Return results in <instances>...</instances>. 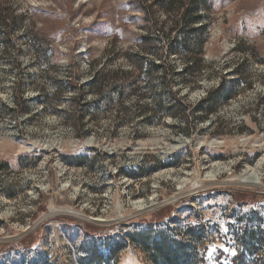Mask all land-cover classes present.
I'll return each instance as SVG.
<instances>
[{
  "label": "rangeland",
  "instance_id": "1",
  "mask_svg": "<svg viewBox=\"0 0 264 264\" xmlns=\"http://www.w3.org/2000/svg\"><path fill=\"white\" fill-rule=\"evenodd\" d=\"M198 2L191 24L185 0H0V264L264 254V164L259 185L232 179L264 161V0ZM147 61L162 71L149 76ZM172 96L187 108L153 112Z\"/></svg>",
  "mask_w": 264,
  "mask_h": 264
},
{
  "label": "trees",
  "instance_id": "2",
  "mask_svg": "<svg viewBox=\"0 0 264 264\" xmlns=\"http://www.w3.org/2000/svg\"><path fill=\"white\" fill-rule=\"evenodd\" d=\"M198 1H200V0H185V2L187 3V6H186L187 7L186 8L187 10L184 9L183 16L184 15H187L189 17V21L188 22L191 23V24L196 23L200 19V15L197 14V9L199 7H201V4H200L201 2L199 3ZM166 2H167V0H155V3L156 4H160V5H162L165 8L167 7ZM0 11H1V9H0ZM6 19H7V15H3L2 16L0 14V21L4 22V21H6ZM205 29H206V26L204 24H202L199 27V30H201V31H203ZM9 36H10V34H8V37ZM8 41L9 40L6 39V42L7 43H10ZM204 42H205L204 40L201 41L202 44ZM169 52H171V54H173V53H175V50H173L171 48ZM145 66L147 67L145 69V72L149 76H152L154 73H157V72L160 73L162 71V69H163V64H161L160 62L159 63H155V62H152V61H147V65H145ZM192 66H193V63L190 64V67H188V66L187 67L188 68H191ZM142 67H143V65L140 64V71H141ZM186 68H185V70H186ZM137 79H138V77H134L131 80V83H135L137 81ZM103 84H104V82L101 79H99V75L97 73L96 74H93V76L91 78V81H90V83L88 85L89 88H90V92H92V94H94L95 96H98L100 94L101 89L104 86ZM145 84H148L149 85V83H145ZM148 85H147V88H149ZM123 86L124 87H120V86H115L114 87V90L116 91L117 97H120V98L123 97L124 90L127 89V84H125ZM74 87H75L74 88L75 89L74 90V94H75L74 105H75V107H81L82 105H84V104L81 103V102L84 101L83 100L84 99L83 98L84 97V94L82 93V91L80 90V88H76V84L75 83H74ZM222 88H223V81H222V83H220L218 85V87L214 90V92H211V90L208 91L206 97L199 102L201 105L203 103H206V104L208 103L207 106H205L203 108H198V109H200V110H202L204 112V116L207 115L208 113H211L215 109V105H216L215 101H216V99L219 96L217 93ZM134 90H135V84H132V86L129 88L128 91L133 92ZM169 92H170V90H169ZM127 93H129V92H127ZM215 94L217 95L216 96L217 98L214 97ZM224 95L225 94H222V97L226 98V96H224ZM92 103H93V105L96 104L95 102H92ZM175 104L178 107H180V108H182V105L184 106L183 109H186L187 108V106L184 105V103L182 102L181 99H179L178 97H175V96L173 97L172 96V97H170V100L168 102V106H166V104L164 102H162V101H159V102L156 101L154 103V110H153V112H155V113H161V115H163L166 111L173 110L171 108L173 106H175ZM41 105H42L43 108L46 107L47 106V101L42 100L41 101ZM88 111H90L91 113H94V109H93V111L91 109H89ZM147 114H149L150 116H146ZM151 115H152L151 111L144 112L145 120L146 121H149L151 119ZM75 129L77 131L76 134L78 136H80L81 134L85 133V130H83V127L82 126L81 127H76ZM79 133H81V134H79ZM158 167H161V165L157 163V165H156L155 168H158ZM257 241H259V240H257ZM256 244L259 245L260 243L256 242ZM250 247H254V246H250ZM262 247H264V239H262ZM159 251H160V255H161L159 258L161 259V261L163 262V264L164 263L165 264H172L173 259H171L172 256H171V254H169V252H172L174 250H171V247H169V248H165V250H162V248H159ZM184 257H185L184 259L188 261L187 254L184 255ZM261 257H262V259H261ZM152 261L155 264L160 263L159 260L157 258H155V257L152 258ZM253 264H264V254L258 256L257 258H255L253 260Z\"/></svg>",
  "mask_w": 264,
  "mask_h": 264
},
{
  "label": "bare ground",
  "instance_id": "3",
  "mask_svg": "<svg viewBox=\"0 0 264 264\" xmlns=\"http://www.w3.org/2000/svg\"><path fill=\"white\" fill-rule=\"evenodd\" d=\"M184 143V142H183ZM262 150V146H261ZM169 150L167 151V153ZM264 161L260 160L258 163L253 165L252 167H248L244 169L241 173L236 174L232 179L237 184L245 185V186H252V185H259L261 184V171L263 167ZM225 168H222V171H224ZM214 172L215 174H219L220 172V166H214ZM167 174H165L162 177H166ZM160 177V178H162ZM154 198L149 199H139L136 201L137 208L139 210H145L149 209L154 205Z\"/></svg>",
  "mask_w": 264,
  "mask_h": 264
}]
</instances>
